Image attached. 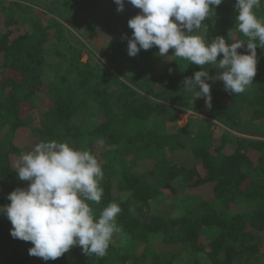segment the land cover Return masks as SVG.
I'll use <instances>...</instances> for the list:
<instances>
[{
	"label": "trees",
	"instance_id": "16d2710c",
	"mask_svg": "<svg viewBox=\"0 0 264 264\" xmlns=\"http://www.w3.org/2000/svg\"><path fill=\"white\" fill-rule=\"evenodd\" d=\"M234 5L223 0L193 34L245 42L237 51L247 54ZM116 8L113 0H0V206L28 186L14 168L21 154L67 140L97 158L103 196L89 203L98 216L116 202L123 229L103 257L73 246L44 261L0 215V264H264V45L257 41V73L244 93L230 95L215 80L217 65L203 66L213 77L209 109L182 83L201 66L155 46L127 55V21L140 10L127 0ZM254 12L264 21V0ZM105 48L100 70L93 53ZM177 113L189 118L171 131Z\"/></svg>",
	"mask_w": 264,
	"mask_h": 264
},
{
	"label": "clouds",
	"instance_id": "9594fccd",
	"mask_svg": "<svg viewBox=\"0 0 264 264\" xmlns=\"http://www.w3.org/2000/svg\"><path fill=\"white\" fill-rule=\"evenodd\" d=\"M116 11L124 10L125 0H113ZM140 12L127 21L132 35L127 38V55L135 57L141 50L158 48L163 57L173 49V55L201 66L192 77H185V90L204 98L211 108V84L208 70L214 64L220 70L218 79L230 95L244 93L253 84L257 73L259 44L264 45V21L254 9L261 0H235L238 31L248 37L247 54L237 51L245 42L226 43L217 36L206 43L203 36L193 34L204 25L210 12L223 0H127ZM222 58L217 62V57ZM199 86V91H196ZM20 181L26 188H16L0 206V215L11 223L10 236L33 245L30 256L44 261L56 260L73 246H79L87 256L103 257L114 236L123 233L116 217L121 212L116 202L109 203L97 216L89 202L99 204L103 196L100 183L103 170L97 158L88 150H79L67 140L40 141L31 151L21 154L14 164Z\"/></svg>",
	"mask_w": 264,
	"mask_h": 264
},
{
	"label": "rangeland",
	"instance_id": "374dc122",
	"mask_svg": "<svg viewBox=\"0 0 264 264\" xmlns=\"http://www.w3.org/2000/svg\"><path fill=\"white\" fill-rule=\"evenodd\" d=\"M115 43H116V41L113 42V44H115ZM109 49L108 48L103 49L102 54L99 52L93 53L94 64H97L99 66L100 70L103 67V62L105 59L104 55L108 52ZM88 57H89V55L87 53H85L83 56V61L87 60ZM188 118H189L188 114H183V113L178 114L177 113V116L173 119V123L170 124V130L176 131L178 127L184 126L186 124Z\"/></svg>",
	"mask_w": 264,
	"mask_h": 264
}]
</instances>
